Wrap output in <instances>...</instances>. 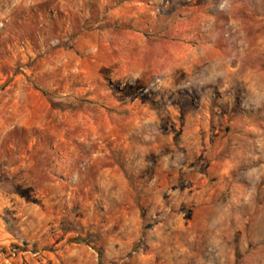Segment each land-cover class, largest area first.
<instances>
[{"label": "rangeland", "instance_id": "1", "mask_svg": "<svg viewBox=\"0 0 264 264\" xmlns=\"http://www.w3.org/2000/svg\"><path fill=\"white\" fill-rule=\"evenodd\" d=\"M0 264H264V0H0Z\"/></svg>", "mask_w": 264, "mask_h": 264}, {"label": "clouds", "instance_id": "2", "mask_svg": "<svg viewBox=\"0 0 264 264\" xmlns=\"http://www.w3.org/2000/svg\"><path fill=\"white\" fill-rule=\"evenodd\" d=\"M225 7H226L225 3L222 2L220 4V8L224 9ZM242 195H243V199L245 201H247V200H249L251 198L252 193H251V191H248V192L242 193Z\"/></svg>", "mask_w": 264, "mask_h": 264}, {"label": "trees", "instance_id": "3", "mask_svg": "<svg viewBox=\"0 0 264 264\" xmlns=\"http://www.w3.org/2000/svg\"><path fill=\"white\" fill-rule=\"evenodd\" d=\"M49 103H50L51 107H53V106H56V105H57V104H54L52 100H49Z\"/></svg>", "mask_w": 264, "mask_h": 264}]
</instances>
